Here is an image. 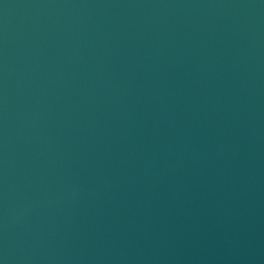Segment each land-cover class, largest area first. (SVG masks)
<instances>
[{"label": "water", "instance_id": "obj_1", "mask_svg": "<svg viewBox=\"0 0 264 264\" xmlns=\"http://www.w3.org/2000/svg\"><path fill=\"white\" fill-rule=\"evenodd\" d=\"M0 264H264V0H0Z\"/></svg>", "mask_w": 264, "mask_h": 264}]
</instances>
